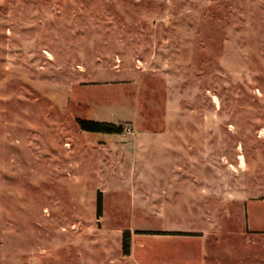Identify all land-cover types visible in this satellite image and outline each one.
I'll use <instances>...</instances> for the list:
<instances>
[{
    "label": "rangeland",
    "instance_id": "374dc122",
    "mask_svg": "<svg viewBox=\"0 0 264 264\" xmlns=\"http://www.w3.org/2000/svg\"><path fill=\"white\" fill-rule=\"evenodd\" d=\"M0 264H264V0H0Z\"/></svg>",
    "mask_w": 264,
    "mask_h": 264
},
{
    "label": "trees",
    "instance_id": "16d2710c",
    "mask_svg": "<svg viewBox=\"0 0 264 264\" xmlns=\"http://www.w3.org/2000/svg\"><path fill=\"white\" fill-rule=\"evenodd\" d=\"M78 123L80 127L85 131L90 132H106V133H121L123 131V126L116 125L114 123L109 122H98L95 120H87V119H78ZM103 210V200H102V194L99 192L96 202V214L97 217H100L102 215ZM168 234H180V235H196V233L193 232H166ZM130 230H126L123 233V253L124 255L130 254Z\"/></svg>",
    "mask_w": 264,
    "mask_h": 264
},
{
    "label": "crops",
    "instance_id": "0c3cea01",
    "mask_svg": "<svg viewBox=\"0 0 264 264\" xmlns=\"http://www.w3.org/2000/svg\"><path fill=\"white\" fill-rule=\"evenodd\" d=\"M254 209H255V207H254ZM255 214H256V212H254L252 220L249 221L250 222L249 225H251V226L253 225L254 227H258V226H260L259 225L260 222H258V220H256ZM256 230L258 231L259 229H256Z\"/></svg>",
    "mask_w": 264,
    "mask_h": 264
}]
</instances>
